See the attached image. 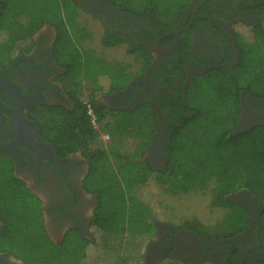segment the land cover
Wrapping results in <instances>:
<instances>
[{
    "label": "trees",
    "instance_id": "obj_1",
    "mask_svg": "<svg viewBox=\"0 0 264 264\" xmlns=\"http://www.w3.org/2000/svg\"><path fill=\"white\" fill-rule=\"evenodd\" d=\"M51 1L0 0V46L9 53L18 43L29 40L43 19L51 17L61 23L56 25L61 28L57 54L64 68V86H71L68 91L73 105L45 109L46 119H41L38 127L42 139L52 143L61 157L78 152L87 158L85 184L97 196L91 223L94 236L92 241L66 236L61 246L46 245L43 238L27 244L26 250L10 246L13 221L28 222V230L33 225L38 227L41 214L35 198L17 187L9 173L0 191L6 229L5 236L0 233V250L21 256L27 264H139V253L142 255L153 232V218H147L160 211L154 188L169 195L208 191L209 206L223 212L217 224L226 227L225 234L244 231L250 220L249 210L228 195L264 191V124L239 132L234 129L241 113L240 94L264 99V21L262 27L254 29L252 38L238 39L235 65H223L197 77L187 87L184 100L173 105V123L164 149L166 162L157 170L143 160L150 133L134 126L154 117L151 106L110 111L97 98L98 93L126 85L132 78L128 71L131 64L107 60L82 45L89 35L77 30L75 14L69 13L74 5L70 0H55V5ZM139 1L161 20L170 19L167 14L174 11L176 20L184 6V0ZM119 42L103 40L102 44ZM135 52L145 67L151 54L143 48ZM102 132L109 136L108 147L100 138ZM170 264L206 263L173 260Z\"/></svg>",
    "mask_w": 264,
    "mask_h": 264
},
{
    "label": "flooded vegetation",
    "instance_id": "obj_2",
    "mask_svg": "<svg viewBox=\"0 0 264 264\" xmlns=\"http://www.w3.org/2000/svg\"><path fill=\"white\" fill-rule=\"evenodd\" d=\"M70 2L74 6L69 13L75 14L77 30L89 35L82 45L90 47L96 33L92 26H96L98 53L102 55L107 49L124 45L133 61L136 60L128 68L132 78L126 85L98 93L97 98L110 111L151 106L155 127L149 134L143 160L157 170L166 162L164 149L169 139L168 128L173 123V105L184 100L187 87L197 77L223 65H235L239 59L238 39L252 38L254 29L262 27L264 21V0H184L176 20V11L167 14L170 19L161 20L139 0ZM56 25L61 26L57 19H43L30 39L15 45L9 53L0 46V191L5 177L11 173L15 185L35 198L41 214L38 227L33 225L28 230L25 226L28 222L13 221L14 235L9 245L18 250H26L27 244L39 238L46 245L61 246L66 236H80L89 241L94 236L91 223L97 196L85 184L89 173L87 158L78 152L61 157L52 143L42 139L38 127L39 121L46 119L45 109L73 105L71 92L64 86V68L58 60L61 28ZM1 37L0 31V41ZM103 40L120 42L108 46L102 44ZM138 48L151 54L145 67L142 59L137 58ZM12 101L23 106L29 102L23 111V121L13 122ZM240 104L234 132L264 124V99L242 92ZM29 123L42 147L18 143V134L30 137ZM2 147L5 149L1 150ZM228 199L249 210L250 220L244 231L219 238L197 220L173 224L156 219L141 264H161L165 259L264 264V191L256 194L238 191L228 195ZM5 231L0 209L2 236ZM0 264L27 262L1 249Z\"/></svg>",
    "mask_w": 264,
    "mask_h": 264
},
{
    "label": "rangeland",
    "instance_id": "obj_3",
    "mask_svg": "<svg viewBox=\"0 0 264 264\" xmlns=\"http://www.w3.org/2000/svg\"><path fill=\"white\" fill-rule=\"evenodd\" d=\"M57 3L59 0H56ZM50 3L52 5H55V0H52ZM56 17V15H55ZM94 30H96V33L94 32L92 41H90L89 46L92 48H97L96 51L99 52V45H98V31L96 26H92ZM124 45H120L116 48H111L103 51L102 56L107 60H114L124 63H129L133 61V56L130 55L125 50ZM99 67V66H98ZM98 71V70H97ZM66 89H70L71 86L67 85L65 87ZM35 117H38V115H35ZM147 120H141L137 123H135V127L141 128L143 130H146L145 132L150 133L154 127H155V117L149 116L146 117ZM106 134L105 132H102L100 138L102 142L107 146L108 142H104L102 136ZM108 147V146H107ZM155 191V197L156 201L159 202L158 205H156L160 211L157 212L154 216L151 214L148 216V220L153 218V220H161L162 222H171L173 224H178L180 221L185 220H197L199 223L205 225L207 230H210V233L213 236H219V238H222L226 236V227L220 224H217L218 221L221 218L222 210L217 208H211L209 206V192L208 191H201V192H190V193H179L177 195H169L161 190ZM113 250V249H112ZM142 250V249H141ZM90 251H93V248L90 250L88 254L90 255ZM143 253L142 255L138 256L139 262H142L143 259ZM172 263L171 260L165 259L162 261L161 264H170ZM208 264L206 261L204 262ZM141 264V263H139Z\"/></svg>",
    "mask_w": 264,
    "mask_h": 264
},
{
    "label": "water",
    "instance_id": "obj_4",
    "mask_svg": "<svg viewBox=\"0 0 264 264\" xmlns=\"http://www.w3.org/2000/svg\"><path fill=\"white\" fill-rule=\"evenodd\" d=\"M20 96V95H18ZM12 116H13V122H19V121H23V111L24 108L28 105V101L24 103L23 105H19V104H14V101H12ZM29 127L31 128V123L28 124ZM24 133L18 134L19 141L18 143L20 145H25L28 147H42L43 143L40 141V139L38 138L37 134L35 131L32 130L31 128V133H30V137H26L25 135H23ZM5 148L2 147L1 150H4Z\"/></svg>",
    "mask_w": 264,
    "mask_h": 264
},
{
    "label": "built area",
    "instance_id": "obj_5",
    "mask_svg": "<svg viewBox=\"0 0 264 264\" xmlns=\"http://www.w3.org/2000/svg\"><path fill=\"white\" fill-rule=\"evenodd\" d=\"M88 113L92 116V122L94 123L95 122V118H94V116H93V114H92V112H91V110L90 109H88ZM102 138H103V141L104 142H108L109 141V136H108V134H104L103 136H102Z\"/></svg>",
    "mask_w": 264,
    "mask_h": 264
}]
</instances>
